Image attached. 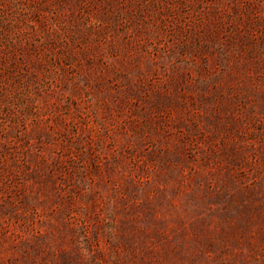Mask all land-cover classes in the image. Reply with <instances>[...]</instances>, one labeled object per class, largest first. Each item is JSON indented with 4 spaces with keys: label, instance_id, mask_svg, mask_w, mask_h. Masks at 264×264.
Returning <instances> with one entry per match:
<instances>
[{
    "label": "rangeland",
    "instance_id": "obj_1",
    "mask_svg": "<svg viewBox=\"0 0 264 264\" xmlns=\"http://www.w3.org/2000/svg\"><path fill=\"white\" fill-rule=\"evenodd\" d=\"M0 264H264V0H0Z\"/></svg>",
    "mask_w": 264,
    "mask_h": 264
}]
</instances>
